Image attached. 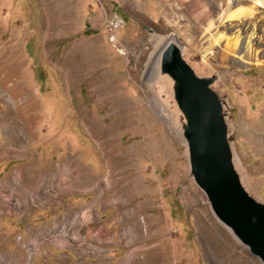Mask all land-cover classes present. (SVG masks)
Segmentation results:
<instances>
[{"label": "rangeland", "instance_id": "obj_1", "mask_svg": "<svg viewBox=\"0 0 264 264\" xmlns=\"http://www.w3.org/2000/svg\"><path fill=\"white\" fill-rule=\"evenodd\" d=\"M197 1L215 25L225 8L238 10L220 0ZM191 5L0 0V103L9 115L7 123L0 112V209L9 211L0 215V257L7 264H260L213 217L189 176L180 138L154 100V78L148 83L146 74L173 37L199 75L215 76L235 165L246 190L264 203V6L255 18L225 30L239 37L240 50L223 59V42L212 43L214 27L208 39ZM114 14L124 25L112 44L106 24ZM94 118L121 129L116 142L122 147L142 140L147 155L138 161L137 178L146 181L155 208L146 204L141 211L137 200L133 214L130 207L114 205L117 195H103L107 164L88 131ZM30 170L31 182L25 175ZM84 176L99 180L82 182ZM146 224L154 235L147 244ZM65 231L69 245L57 247L52 236ZM34 241L48 245L30 252Z\"/></svg>", "mask_w": 264, "mask_h": 264}, {"label": "water", "instance_id": "obj_2", "mask_svg": "<svg viewBox=\"0 0 264 264\" xmlns=\"http://www.w3.org/2000/svg\"><path fill=\"white\" fill-rule=\"evenodd\" d=\"M157 55L154 100L165 106L173 125L168 126L179 133L190 178L204 194L218 224L264 264V203L246 190L235 165L231 127L213 87L215 76L199 75L174 38Z\"/></svg>", "mask_w": 264, "mask_h": 264}, {"label": "bare ground", "instance_id": "obj_3", "mask_svg": "<svg viewBox=\"0 0 264 264\" xmlns=\"http://www.w3.org/2000/svg\"><path fill=\"white\" fill-rule=\"evenodd\" d=\"M190 1H191V4H192L191 5V10L194 13L196 19L199 21V23L205 25L203 29H204V32L207 34L208 39H212L211 30L214 27L215 33H214V37H213L214 40L212 41V43L218 46L221 41L223 42V44H224L223 48H222V51H223V53H222L223 57L222 58L223 59L229 57L230 54L235 53L238 47H239V50H240L239 37L236 36V34L227 35L225 33V30H228L229 28H231V26L233 27V23L235 21H240V20H243L244 18H248V19L255 18V16L258 15V11H257L258 8L264 6V0H252V1L251 0H220V4L223 7L226 4H228V6H229V4L231 3V4H235L234 6L238 7L237 8L238 10H236V12L226 13V8H225L222 11V13L220 14V16H219V18H218V20L216 22L217 25H215V23L212 22V20H211V18L209 16V10L207 9L206 6H204L203 4H201L197 0H190ZM249 2H250V5H248ZM227 10H229V8H227ZM225 23H227L228 25H225ZM220 27H222L223 30H219ZM169 38H173V37H169ZM220 45H222V44H220ZM246 48H247V52L249 54V57L251 56V58H253V60L255 61L254 65H259L260 62H258V60L256 58L257 57L256 53L250 52V49H249L248 46ZM208 49H210V48H208ZM206 51H208V50H206ZM157 62H158V55L156 54V55H154V57H153V59L151 61V64H150V66L148 68V72L146 74L148 83L151 80V77L155 74V70L158 67ZM2 87L3 86L0 85V88H2ZM149 87H151V84H149ZM167 94L171 95L170 94V90L167 91ZM168 95H167V97H168ZM168 99H170V96L168 97ZM0 102H2L1 96H0ZM0 104H2V103H0ZM11 106H13V104ZM159 107L161 109L160 112H161L162 117L169 124V126L172 127L173 125L169 121L170 120V116L168 114L167 109L164 108L165 106L163 107L162 105H159ZM10 109H11V107H10ZM0 112L4 113V115L2 116L3 121L8 123V117H9V115H8V107L5 104L0 105ZM9 113H10V111H9ZM18 113H19V111H18ZM20 114H21V112H20ZM22 116H24V114ZM20 119H22V118H20ZM5 122H3V123H5ZM11 122H12V120H11ZM89 124L92 125L93 128H88V131L90 132V134L93 137L94 141L97 143L98 150L101 153L102 158L104 159V161L106 160L105 163L107 164L106 165L107 170H106L105 178L108 181V185H107L106 189H104L102 191L103 195L104 194H109V193L112 194L111 196L117 195L116 202H118V203L116 204V202H115L114 205H122V206H125V207H130L133 214L135 213V209L133 208L132 205L137 200H141V202L139 203V205H140V209L139 210H141V211H143L144 209L145 210L147 209V208L143 207L146 204L147 205H151L150 209L155 208L154 204L156 202L153 200V197H154L153 194H150L146 190V188H148V186L146 184V181L143 180V177L140 178V179L137 178V170L136 169L138 167L137 166L138 165V161L141 158H143L145 155H147L146 152L144 151L145 150V146L141 143L142 140H140L138 142H134L131 147L125 148V147H122L120 144H118L116 142L117 141L116 133H118L119 130H121L117 125H114V124L109 125L108 124L109 126L104 127L102 122H101V120H98V119H95V118L91 119ZM0 125H1V122H0ZM85 125L87 126L88 123L86 122ZM174 131L177 133V136L180 137L177 129H175ZM131 139H135V136L132 137ZM147 145H148V143H147ZM152 146H153V144H152ZM166 148H165V144H163L160 147L159 152H161V154L164 153L166 151ZM149 151H151V149ZM22 153H24V152H22ZM4 154L8 155V149H6L4 151L3 155ZM152 154H154V153H152ZM33 174L34 173L31 170H30V172L28 171L27 174H25V175H28V177L30 179V182L32 180L31 178H32ZM83 179L84 180H82V182H86V180H90L92 183L95 182L96 180H99V179H96V177L92 178V177H87V176L86 177L84 176ZM79 184H80V182H79ZM29 200L32 201V202L34 201V203H36L35 199L33 200V198H29ZM109 203H111V202H109ZM8 213H9L8 207L4 206V207H2L0 209V215L1 216L8 215ZM86 216H87L86 213L82 214V217H86ZM85 230H86V233H87L88 229L85 228L83 231H85ZM151 232H152V226L146 224L145 232L142 234V238L144 239L143 243L147 244V243L150 242V240H152L154 235ZM156 233H158L157 235H155L156 237H159V236L162 235V233H160V232H156ZM66 236H67L66 231L63 232L61 234V236H54V237L52 236V238H53L52 239V243H55L57 245V247H66V246L68 247L69 244H68V239L66 238ZM47 245L48 244H46V242L40 243L39 241H34V242H32L30 244V246H32L31 249H30V247H28V246L27 247L30 249L29 250L30 252L31 251L38 252L42 248H45ZM136 249H138V248H136ZM151 251L152 250H147L146 252L145 251L144 252L147 254V253H149ZM15 258L20 260L21 259L20 254L17 253L15 255ZM127 259H129V258H127ZM5 260H7V259H4V256L0 257V264H7L6 263L7 261L5 262ZM145 260L146 259H144V260L138 259V260H136L135 263L136 264H142L141 262H144ZM165 264H168V260L167 259L165 260Z\"/></svg>", "mask_w": 264, "mask_h": 264}, {"label": "built area", "instance_id": "obj_4", "mask_svg": "<svg viewBox=\"0 0 264 264\" xmlns=\"http://www.w3.org/2000/svg\"><path fill=\"white\" fill-rule=\"evenodd\" d=\"M124 23L117 15H112L107 21L106 28L109 42L115 44L117 42V33L123 27Z\"/></svg>", "mask_w": 264, "mask_h": 264}]
</instances>
